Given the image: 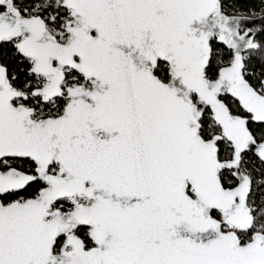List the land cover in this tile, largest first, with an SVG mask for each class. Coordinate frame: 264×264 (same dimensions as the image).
I'll return each mask as SVG.
<instances>
[{"label":"snow or ice","instance_id":"obj_1","mask_svg":"<svg viewBox=\"0 0 264 264\" xmlns=\"http://www.w3.org/2000/svg\"><path fill=\"white\" fill-rule=\"evenodd\" d=\"M262 32L238 0H0V264H264Z\"/></svg>","mask_w":264,"mask_h":264},{"label":"trees","instance_id":"obj_2","mask_svg":"<svg viewBox=\"0 0 264 264\" xmlns=\"http://www.w3.org/2000/svg\"><path fill=\"white\" fill-rule=\"evenodd\" d=\"M238 6L244 9H254L259 12L262 8H264V0H238ZM262 38H264V32L258 33L256 39ZM0 57L4 58L3 62L8 63L10 69L17 67L16 60L12 57L10 45H4L0 48Z\"/></svg>","mask_w":264,"mask_h":264},{"label":"water","instance_id":"obj_3","mask_svg":"<svg viewBox=\"0 0 264 264\" xmlns=\"http://www.w3.org/2000/svg\"><path fill=\"white\" fill-rule=\"evenodd\" d=\"M256 23H259V21H257Z\"/></svg>","mask_w":264,"mask_h":264}]
</instances>
